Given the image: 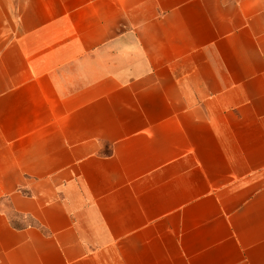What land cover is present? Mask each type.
Returning a JSON list of instances; mask_svg holds the SVG:
<instances>
[{
	"label": "crops",
	"instance_id": "crops-1",
	"mask_svg": "<svg viewBox=\"0 0 264 264\" xmlns=\"http://www.w3.org/2000/svg\"><path fill=\"white\" fill-rule=\"evenodd\" d=\"M0 264H264V0H0Z\"/></svg>",
	"mask_w": 264,
	"mask_h": 264
}]
</instances>
